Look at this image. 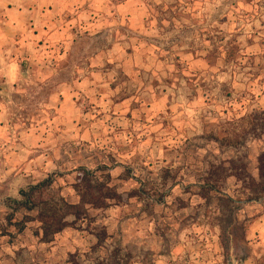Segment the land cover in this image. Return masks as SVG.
I'll use <instances>...</instances> for the list:
<instances>
[{
  "label": "rangeland",
  "instance_id": "rangeland-1",
  "mask_svg": "<svg viewBox=\"0 0 264 264\" xmlns=\"http://www.w3.org/2000/svg\"><path fill=\"white\" fill-rule=\"evenodd\" d=\"M106 1L0 77V264H264V0ZM81 168L122 200L50 243L11 218L51 176L78 204Z\"/></svg>",
  "mask_w": 264,
  "mask_h": 264
},
{
  "label": "trees",
  "instance_id": "trees-1",
  "mask_svg": "<svg viewBox=\"0 0 264 264\" xmlns=\"http://www.w3.org/2000/svg\"><path fill=\"white\" fill-rule=\"evenodd\" d=\"M259 177L258 181L252 180L250 186L251 198L249 201L261 200L264 198V156L259 160ZM55 176L40 182L35 186H30L28 190L21 192V199H9L8 207L13 210L11 218H15L18 214L36 213L35 221L39 224V229L36 235L43 243H50L57 235L63 233L68 228H75L79 222H84L88 218L89 210H104L111 204L122 200L121 195L111 186L112 174L99 177L96 172L88 171L85 168L79 170L78 182L75 185V190L79 196V203L72 204L62 195L61 190H55ZM215 182L208 181L202 186L206 193H213L219 197V200L225 199L228 202L234 203V200L224 194L219 188L228 178H222L218 174L214 178ZM237 181H241L240 176L236 177ZM222 181V182H221ZM56 191V192H55ZM137 194V192H136ZM141 194V193H139ZM152 200H158V194H149ZM157 197V198H156ZM225 202V201H224ZM18 219L16 226L20 232L27 229V222ZM71 219H73L71 221Z\"/></svg>",
  "mask_w": 264,
  "mask_h": 264
},
{
  "label": "crops",
  "instance_id": "crops-1",
  "mask_svg": "<svg viewBox=\"0 0 264 264\" xmlns=\"http://www.w3.org/2000/svg\"><path fill=\"white\" fill-rule=\"evenodd\" d=\"M12 2L14 7L0 11V77L6 84H15L21 77L25 50L35 41L67 33L65 26L74 25L76 16L91 8H98L106 0H0ZM71 17V22L68 19ZM52 38V37H51ZM3 112L0 111V121Z\"/></svg>",
  "mask_w": 264,
  "mask_h": 264
}]
</instances>
